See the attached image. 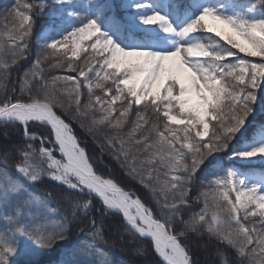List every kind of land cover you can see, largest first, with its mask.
<instances>
[{
  "label": "snow or ice",
  "instance_id": "snow-or-ice-1",
  "mask_svg": "<svg viewBox=\"0 0 264 264\" xmlns=\"http://www.w3.org/2000/svg\"><path fill=\"white\" fill-rule=\"evenodd\" d=\"M3 19L0 264L74 230L48 264H264V123L246 135L264 0H16Z\"/></svg>",
  "mask_w": 264,
  "mask_h": 264
},
{
  "label": "trees",
  "instance_id": "trees-1",
  "mask_svg": "<svg viewBox=\"0 0 264 264\" xmlns=\"http://www.w3.org/2000/svg\"><path fill=\"white\" fill-rule=\"evenodd\" d=\"M16 2V0H0V33L3 32V25L5 23L3 17L5 15V10L8 9L10 6H12L14 3ZM28 2H31V0H28ZM122 15V14H121ZM37 20L35 22V26H36ZM34 37L35 34L33 33L30 43L32 45V54L24 61H21L22 64H24L26 67L30 66L31 63L34 61L35 59V46H34ZM44 67L47 69V62H45ZM51 75H63V74H69V75H74L72 72H66V70L64 69H56V70H52ZM73 128L75 130V134L81 138L84 139L85 138V133L83 130H81V128L73 123ZM18 142H23V137L22 136H18L15 138ZM37 144V143H36ZM36 146V145H35ZM94 145L92 144V140L91 138H88V150L91 152L93 150ZM96 153H99V148L96 147L95 148ZM104 163L102 165H100L101 169L104 170L106 173L108 171V168H110L112 170V174L118 179V181L122 184V185H126L129 188H132L136 191V193L138 195H140L141 197L147 199L148 198V193L146 192L145 189H143V187L141 185H139L137 182L132 181L131 179H129L128 177H126L120 170L119 166L116 164V162L111 159L108 155H105L103 157ZM255 166H257V170H260L261 168H264V165H262L261 163H259V161H256V163H254ZM258 164L262 165L259 166ZM105 165H107L108 167L106 168ZM254 166V167H255ZM250 169L255 170V168ZM41 190L44 189V185H41ZM199 207H202L201 205L197 206V210L199 209ZM76 242V233L75 230L73 231V235L70 241H68L67 243L64 244H58L56 246V249L53 253L51 254H46V255H39V254H30L29 256L26 257H21V261L23 260H27V259H35V260H39L41 261V264H48L49 261H54L58 258H61L63 250L70 247L73 243ZM196 251V258L199 259L202 264L204 261V257L202 256V253L200 251L194 250ZM122 257H126L127 253H121ZM149 261H152L154 259H158L157 256H149L147 258Z\"/></svg>",
  "mask_w": 264,
  "mask_h": 264
},
{
  "label": "rangeland",
  "instance_id": "rangeland-1",
  "mask_svg": "<svg viewBox=\"0 0 264 264\" xmlns=\"http://www.w3.org/2000/svg\"><path fill=\"white\" fill-rule=\"evenodd\" d=\"M117 2H119V0H117ZM36 20H37V23H36L37 27H35V29H34V34H35L34 46L36 45L37 36H39V34L41 33L42 28L45 25H47V23H48L46 17H39ZM249 59H253V58H249ZM73 74L76 75V73H73ZM97 94H100L98 90H97ZM258 95H259V100H258L257 105L255 107V111H254L253 115L249 117V125H250V127H249V132L246 133L247 136H250L253 133L255 128H258L261 123H264V91H260L258 93ZM36 146L37 147L39 146L38 142H37ZM254 163H256V161ZM259 163H260V161H259ZM258 165L262 166L260 164H258ZM254 168H255V170H252V171L259 172L261 170V169L257 170V168H258L257 166H255ZM202 256L204 257L203 254H202ZM157 258L159 259V257H157Z\"/></svg>",
  "mask_w": 264,
  "mask_h": 264
}]
</instances>
